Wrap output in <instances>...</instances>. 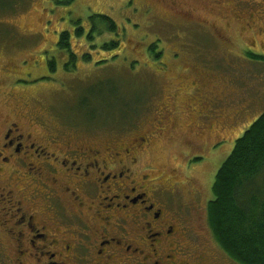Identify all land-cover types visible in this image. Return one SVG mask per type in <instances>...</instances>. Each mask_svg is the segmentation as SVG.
Listing matches in <instances>:
<instances>
[{
  "label": "rangeland",
  "instance_id": "obj_1",
  "mask_svg": "<svg viewBox=\"0 0 264 264\" xmlns=\"http://www.w3.org/2000/svg\"><path fill=\"white\" fill-rule=\"evenodd\" d=\"M63 1L0 0V80L11 75L10 83L25 90L18 98L20 107L41 122L78 131L92 129L96 140L122 131L120 121L132 119L125 111L131 100L142 99L147 107L139 115L140 122L133 120L130 128L144 123L151 111L164 104L168 113H175L171 118L178 133L183 131L185 139L196 144L201 138L188 130L196 131L197 117L213 118L222 112L221 119H226L211 123L219 130H207L208 137L215 134L218 139L207 142H225L213 148L199 168L185 171L190 185L181 186L179 206H190L188 189L199 190L205 215L191 227L196 234L195 250L203 253L201 264H237L210 230L207 204L213 199L215 174L235 140L264 112V60L246 55L264 59V0H242L253 17L247 16L246 7H237L236 0H72L68 5ZM92 15L107 16L116 23L120 50H102L101 42L112 38L106 31L93 38L95 44L72 37L71 49L79 57L74 70L65 69L68 56L57 49L58 38L62 32H73L76 20L87 31ZM154 46L158 58L149 53ZM83 53L89 62L82 60ZM113 56L117 58L112 61ZM107 88L119 94L127 107L121 101H111L110 110L99 107L97 101L91 104L93 99L82 103L90 91ZM15 104L0 84V115H12ZM237 111L240 116L233 121ZM42 138L39 134L38 139ZM180 141L182 145L156 142L142 163L152 166L156 174H170L184 160L186 146ZM178 178L183 180V175Z\"/></svg>",
  "mask_w": 264,
  "mask_h": 264
},
{
  "label": "flooded vegetation",
  "instance_id": "obj_2",
  "mask_svg": "<svg viewBox=\"0 0 264 264\" xmlns=\"http://www.w3.org/2000/svg\"><path fill=\"white\" fill-rule=\"evenodd\" d=\"M236 6L253 17L246 1L236 0ZM67 56L69 61L79 57L71 48ZM10 76L0 80L17 102L12 115H0V264L202 263L191 227L205 215L199 190L188 189L187 207L180 208L179 196L181 186L190 185L185 171L223 146L225 141L207 142L218 139L208 137L207 130H219L211 123L226 119L222 112L197 117L196 131L188 132L201 138L199 144L178 133L175 113L164 104L137 124L147 103L135 107L132 121H120L121 132L96 140L92 129L50 126L26 112L18 100L25 90L11 84ZM19 90L22 94L15 96ZM239 116L235 112L233 121ZM133 120L137 123L130 128ZM181 139L184 160L170 174H156L142 163L156 142L182 145Z\"/></svg>",
  "mask_w": 264,
  "mask_h": 264
},
{
  "label": "trees",
  "instance_id": "obj_3",
  "mask_svg": "<svg viewBox=\"0 0 264 264\" xmlns=\"http://www.w3.org/2000/svg\"><path fill=\"white\" fill-rule=\"evenodd\" d=\"M71 2L72 0L63 1L67 5ZM89 20L87 31L81 27V20H76L73 32L65 31L60 34L57 47L69 54L72 37L83 38L88 44H93V38L106 31L112 38L101 42L102 50L109 53L120 50L119 28L112 19L92 15ZM155 50L156 46L150 47L149 53L158 58L160 53H154ZM82 55L84 62L90 61L86 53ZM246 55L252 60H264L251 53ZM116 58L117 56H113L111 60ZM73 61L74 59L68 60L64 65L65 69L70 67L68 70H74L76 59ZM93 92L84 96L83 104L93 99L91 104L97 101L99 107H106L107 110L111 101L116 104L119 101L126 103L119 94L111 93L108 88L106 91ZM137 100H131L128 104L126 116L136 114L135 107L144 103L142 99ZM123 106L127 107V103ZM211 192L213 199L207 204L208 223L220 248L237 264H264V112L235 140L230 154L215 174Z\"/></svg>",
  "mask_w": 264,
  "mask_h": 264
}]
</instances>
